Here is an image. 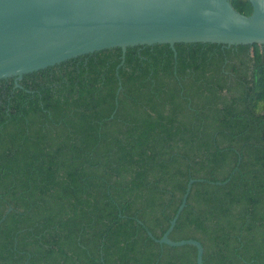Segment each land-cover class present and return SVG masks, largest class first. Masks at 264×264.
Returning a JSON list of instances; mask_svg holds the SVG:
<instances>
[{
    "label": "trees",
    "instance_id": "16d2710c",
    "mask_svg": "<svg viewBox=\"0 0 264 264\" xmlns=\"http://www.w3.org/2000/svg\"><path fill=\"white\" fill-rule=\"evenodd\" d=\"M173 49L0 80V264H195L147 235L189 180L168 238L202 264H264V46Z\"/></svg>",
    "mask_w": 264,
    "mask_h": 264
},
{
    "label": "water",
    "instance_id": "95a60500",
    "mask_svg": "<svg viewBox=\"0 0 264 264\" xmlns=\"http://www.w3.org/2000/svg\"><path fill=\"white\" fill-rule=\"evenodd\" d=\"M229 0H0V80L23 75L102 50L178 43L226 47L264 46V0H246L251 13L233 10ZM194 180L157 244L192 246L195 264L202 247L195 240L168 238ZM9 211V210H8Z\"/></svg>",
    "mask_w": 264,
    "mask_h": 264
}]
</instances>
